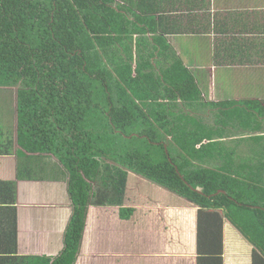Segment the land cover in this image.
Returning a JSON list of instances; mask_svg holds the SVG:
<instances>
[{"label":"trees","instance_id":"obj_1","mask_svg":"<svg viewBox=\"0 0 264 264\" xmlns=\"http://www.w3.org/2000/svg\"><path fill=\"white\" fill-rule=\"evenodd\" d=\"M175 27L150 0H0V91L14 112L0 155L29 169L55 159L72 204L58 254L17 256L14 227L0 230V264H75L89 206L132 213L131 174L198 206V264H222L224 219L264 264L263 101L207 97L161 33ZM14 204L15 181L0 180V205Z\"/></svg>","mask_w":264,"mask_h":264},{"label":"crops","instance_id":"obj_2","mask_svg":"<svg viewBox=\"0 0 264 264\" xmlns=\"http://www.w3.org/2000/svg\"><path fill=\"white\" fill-rule=\"evenodd\" d=\"M150 1L156 2L161 16L183 26L161 33L202 76L209 66L231 79L236 72L249 83H264V0ZM206 53L210 54L208 65H204ZM205 83L211 94L215 81L210 76ZM241 98L260 99L264 104V92L260 97ZM0 100L5 105L7 98L0 96ZM8 104L3 134L14 123L11 99ZM19 160L16 154L0 155V180L16 183V204L0 205V230L16 228L17 256L56 255L62 250L72 213L64 174L53 172V158H43L44 165L35 164L33 169L23 167ZM132 177L123 201L132 210L128 218H120L115 205L89 206L75 264H198V206L144 177ZM141 182H146L145 192L151 184L153 197L141 196ZM254 249L223 220L222 264H253Z\"/></svg>","mask_w":264,"mask_h":264},{"label":"rangeland","instance_id":"obj_3","mask_svg":"<svg viewBox=\"0 0 264 264\" xmlns=\"http://www.w3.org/2000/svg\"><path fill=\"white\" fill-rule=\"evenodd\" d=\"M211 53V52H210ZM210 55V54H209ZM208 53H206L204 55L205 61H204V65H208L210 58ZM206 69H203V73L204 76L206 75V81L208 83L210 76L212 77V81H215V86H213V89L211 90V94H207L208 96H212L211 98L216 99V98H233V99H242L241 97H245V98H250V96H255V97H260L262 95V93L264 92V83L260 82V83H249L246 79V76L244 75L243 77L242 74H237L235 72V75L233 77L232 74H230L231 77H233L232 79L228 76L227 73L222 72L221 69L219 68H214V67H205ZM261 88L263 89V91H261ZM10 93H4L2 92L0 94L1 97L7 98V101H5V105H10L8 104V99L10 101ZM211 98H208L209 100ZM12 100V98H11ZM3 103V104H2ZM4 105V102H2L0 100V128L2 130V133H5V130L2 128V126H4L7 123V118L8 116L6 115L7 112V107ZM10 109V108H9ZM12 110V108H11ZM11 110L9 112L10 117H11ZM54 166L56 168H58L57 164L54 163ZM140 176V175H137ZM133 179L130 178L128 181L127 186L129 185L130 180ZM147 182V181H146ZM146 182H141L140 187L141 189V196L144 198H150L153 197L151 191V184L148 185V192H145V183ZM134 183V182H133ZM154 186V187H153ZM152 187L155 188V185H153ZM150 188V189H149ZM157 188V187H156ZM155 188V189H156ZM155 191V190H154ZM178 199V197L176 198Z\"/></svg>","mask_w":264,"mask_h":264}]
</instances>
